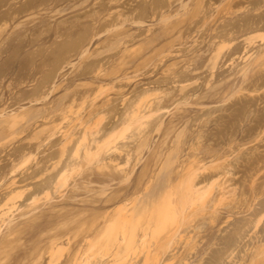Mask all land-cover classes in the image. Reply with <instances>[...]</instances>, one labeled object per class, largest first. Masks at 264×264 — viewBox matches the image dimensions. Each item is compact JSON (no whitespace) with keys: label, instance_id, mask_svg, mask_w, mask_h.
Listing matches in <instances>:
<instances>
[{"label":"rangeland","instance_id":"374dc122","mask_svg":"<svg viewBox=\"0 0 264 264\" xmlns=\"http://www.w3.org/2000/svg\"><path fill=\"white\" fill-rule=\"evenodd\" d=\"M0 264H264V0H0Z\"/></svg>","mask_w":264,"mask_h":264},{"label":"bare ground","instance_id":"6f19581e","mask_svg":"<svg viewBox=\"0 0 264 264\" xmlns=\"http://www.w3.org/2000/svg\"><path fill=\"white\" fill-rule=\"evenodd\" d=\"M168 212V211H167ZM166 213V212H165ZM164 219L171 218V214H166ZM115 218V217H113ZM164 222V221H163ZM132 223L127 221L125 218L117 217L112 219L104 228L101 236L105 238L107 242L115 240V242L121 247H129L132 242ZM120 234L119 237L117 235ZM122 245V246H121ZM119 248V247H118Z\"/></svg>","mask_w":264,"mask_h":264}]
</instances>
